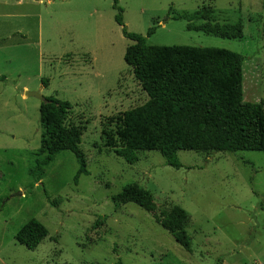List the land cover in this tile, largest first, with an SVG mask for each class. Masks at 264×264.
<instances>
[{
	"label": "rangeland",
	"instance_id": "obj_1",
	"mask_svg": "<svg viewBox=\"0 0 264 264\" xmlns=\"http://www.w3.org/2000/svg\"><path fill=\"white\" fill-rule=\"evenodd\" d=\"M114 1L0 0V264H264V151L178 150L182 166L175 168L155 150L138 151L129 164L104 146L102 130L115 129L111 118L148 98L123 60L132 41L114 19ZM116 5L128 31L145 35L159 20L149 45L240 53L243 99L264 100V0ZM206 5L211 22L241 23V37L186 29L203 23L194 13ZM26 91L71 102L67 123L82 127L88 170L76 184L79 163L63 150L31 185L27 172L43 129L41 101ZM133 182L151 193L152 210L112 199ZM173 205L189 215L178 234L190 251L156 219ZM32 217L48 234L27 249L14 234Z\"/></svg>",
	"mask_w": 264,
	"mask_h": 264
},
{
	"label": "trees",
	"instance_id": "obj_2",
	"mask_svg": "<svg viewBox=\"0 0 264 264\" xmlns=\"http://www.w3.org/2000/svg\"><path fill=\"white\" fill-rule=\"evenodd\" d=\"M113 6L122 35L132 41L125 48L123 60L148 98L111 118L115 129L102 130L104 146L113 148L129 164L138 161V151L155 150L166 164L175 168L182 166L178 150L264 151V100L243 99L244 57L240 53L219 47L149 45L146 37L155 32L159 20L153 19L145 35L131 32L124 25L122 8L116 5V0ZM212 13L210 6H202L194 15L203 23H186V29L222 38L241 37V23L211 22ZM71 107L68 100L52 95L40 102L39 121L43 130L34 162L27 172L33 179L31 185L44 177V167L63 150L71 151L79 163L75 184L80 174L88 173L80 147L82 127L67 123ZM112 199L132 202L147 210L153 206L151 193L135 182L124 185ZM156 219L178 244L190 251L188 238L178 234L190 219L184 208L173 205ZM47 234V227L32 217L18 228L14 238L27 249H34Z\"/></svg>",
	"mask_w": 264,
	"mask_h": 264
},
{
	"label": "water",
	"instance_id": "obj_3",
	"mask_svg": "<svg viewBox=\"0 0 264 264\" xmlns=\"http://www.w3.org/2000/svg\"><path fill=\"white\" fill-rule=\"evenodd\" d=\"M25 95L26 96H35L40 101H44L45 100V97L43 95H41L40 93L36 92V91H26L25 92ZM16 194H20V191L17 192Z\"/></svg>",
	"mask_w": 264,
	"mask_h": 264
}]
</instances>
